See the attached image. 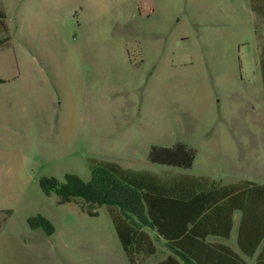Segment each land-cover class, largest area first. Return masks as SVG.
<instances>
[{"label":"rangeland","instance_id":"374dc122","mask_svg":"<svg viewBox=\"0 0 264 264\" xmlns=\"http://www.w3.org/2000/svg\"><path fill=\"white\" fill-rule=\"evenodd\" d=\"M151 1L131 0L129 25L116 0H0L12 37L0 47V264H129L106 207L90 217L40 188L45 177L89 181L91 161L264 184L249 0ZM179 143L197 152L192 169L148 162L153 146ZM39 215L52 236L29 227ZM236 238L223 243L238 251ZM157 248L142 264L161 261Z\"/></svg>","mask_w":264,"mask_h":264},{"label":"trees","instance_id":"16d2710c","mask_svg":"<svg viewBox=\"0 0 264 264\" xmlns=\"http://www.w3.org/2000/svg\"><path fill=\"white\" fill-rule=\"evenodd\" d=\"M255 18V37L264 89V0H249ZM12 40L7 16L0 9V47ZM3 82V81H1ZM197 152L179 143L171 148L153 146V165L192 169ZM91 178L67 174L64 181L42 178L46 196L60 204L74 203L90 217L106 207L129 264L157 254V243L167 253L158 264H264V184L240 182L222 185L207 177L188 175L159 177L121 168L107 162H90ZM237 224V250L229 241ZM32 230L47 236L53 224L39 215L28 219Z\"/></svg>","mask_w":264,"mask_h":264},{"label":"crops","instance_id":"0c3cea01","mask_svg":"<svg viewBox=\"0 0 264 264\" xmlns=\"http://www.w3.org/2000/svg\"><path fill=\"white\" fill-rule=\"evenodd\" d=\"M148 1L150 3V6L148 8L151 11L153 4H152L151 0H148ZM86 2H87V0H76V4H79V5H82V4L85 5ZM45 3H46V0H44V8H45ZM130 3H131V0H116V5L112 6L113 9L115 10V13L116 12L119 13L118 18L122 19V21L125 24H129V25H131V9H128V8H131ZM87 8H89V7H87ZM90 8L96 9V10H101V9H103L105 7L104 6L103 7L102 6H90ZM106 8H108V7L106 6ZM0 9L6 14V9L1 8V7H0ZM120 14H122V16ZM6 16H7V14H6ZM7 24H8V17H7ZM8 27H9V24H8ZM262 86H263V82H262ZM263 92H264V89H263ZM239 217H240V214L238 213V214H236L235 219L238 218V221H239ZM234 229L237 230L236 226H235ZM118 242H119V240H118ZM157 252H158V250H157ZM166 257H167V253L163 251L162 252V257H161L160 260L163 261L164 259H166ZM160 262H158V263H160Z\"/></svg>","mask_w":264,"mask_h":264}]
</instances>
